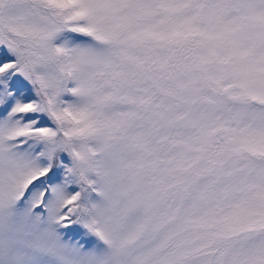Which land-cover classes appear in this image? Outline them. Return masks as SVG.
<instances>
[{"label": "snow or ice", "instance_id": "snow-or-ice-1", "mask_svg": "<svg viewBox=\"0 0 264 264\" xmlns=\"http://www.w3.org/2000/svg\"><path fill=\"white\" fill-rule=\"evenodd\" d=\"M0 264H264V0H0Z\"/></svg>", "mask_w": 264, "mask_h": 264}]
</instances>
